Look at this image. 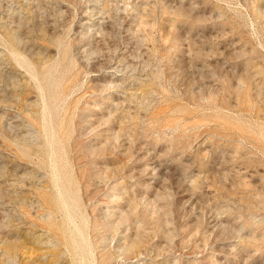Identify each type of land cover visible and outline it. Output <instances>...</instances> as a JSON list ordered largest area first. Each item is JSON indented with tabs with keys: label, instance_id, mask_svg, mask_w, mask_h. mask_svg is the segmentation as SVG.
Here are the masks:
<instances>
[{
	"label": "rangeland",
	"instance_id": "obj_1",
	"mask_svg": "<svg viewBox=\"0 0 264 264\" xmlns=\"http://www.w3.org/2000/svg\"><path fill=\"white\" fill-rule=\"evenodd\" d=\"M0 264H264V0H0Z\"/></svg>",
	"mask_w": 264,
	"mask_h": 264
},
{
	"label": "bare ground",
	"instance_id": "obj_2",
	"mask_svg": "<svg viewBox=\"0 0 264 264\" xmlns=\"http://www.w3.org/2000/svg\"><path fill=\"white\" fill-rule=\"evenodd\" d=\"M43 98V97H42ZM44 100V99H43ZM42 100V101H43ZM36 104V103H35ZM44 109H46V106H44ZM51 156H54V153L53 152H51ZM50 167H51V169H55V165L54 164H51L50 165ZM55 171V170H54ZM53 182L55 183V184H58L59 185V182H60V187H59V193H60V197H61V201H62V205H63V207L65 208V210H66V217L67 218H70V211H69V205L67 204V200L68 199H70V196H67V194H66V190H65V188H64V185H63V183H62V181H61V177L59 176V174L57 175V174H55L54 175V177H53ZM60 188H62L63 189V191H61V189ZM74 225V229H75V231L78 233V235H79V240H80V244L82 245V247L83 248H86L87 247V240H86V238L83 236V234L81 233V231L79 230V228H78V226L74 223L73 224ZM118 225V224H117ZM111 226V225H110ZM110 226H109V229H111V228H113V226H111V228H110ZM115 228H117V227H115ZM114 229V228H113ZM112 229V230H113ZM116 230H118V229H116ZM115 230V231H116ZM114 231V230H113ZM77 245L78 244H76L75 243V247H77ZM134 246H135V244H133ZM128 246H131V245H128ZM115 248V247H114ZM130 249V247H125V250H129ZM133 249V248H132ZM116 250V249H115ZM117 250H118V248H117ZM118 252V251H117ZM132 252V251H131ZM107 254V256L108 257H110L109 255H108V253H106ZM110 254V253H109ZM112 254V253H111ZM110 254V255H111ZM128 254V253H127ZM87 255L88 256H91V254H90V252H87ZM106 256V255H105ZM118 256V255H117ZM106 258V257H105ZM111 258V257H110ZM106 259H109V258H106ZM113 259V258H112ZM109 261H111V260H109ZM106 262H107V260H106Z\"/></svg>",
	"mask_w": 264,
	"mask_h": 264
}]
</instances>
